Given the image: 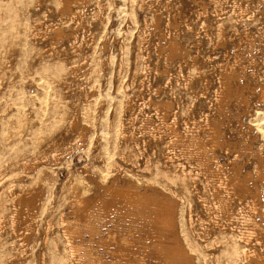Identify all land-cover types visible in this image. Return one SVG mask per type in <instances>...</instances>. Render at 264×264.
I'll return each mask as SVG.
<instances>
[{
  "label": "rangeland",
  "instance_id": "1",
  "mask_svg": "<svg viewBox=\"0 0 264 264\" xmlns=\"http://www.w3.org/2000/svg\"><path fill=\"white\" fill-rule=\"evenodd\" d=\"M219 1L90 0L86 23L77 30L70 15L61 16L59 0H0V264H43L60 240L56 229L51 246H44L41 230L23 246L10 226V185L22 191L43 184L41 217L58 223L62 214L72 215L71 183H86L84 165L92 175L103 174L100 182L105 178V137L116 146L119 119L142 108L149 112L150 99L172 100L186 112L217 116V97L227 75L236 72L234 84L244 95L224 111L232 146L228 153L219 151V157L223 163L242 164L246 173L256 172L258 157L264 158V99L259 90L264 85V0H237L240 7L234 0ZM154 10L161 14L159 28L152 25ZM233 12L242 18L231 17ZM222 23L221 35L217 26ZM51 25L66 36L56 39ZM143 32L149 40L140 49ZM73 35L83 42L81 50L74 48ZM169 40L179 44L177 55L169 53ZM76 64L83 69L73 73ZM76 118L93 126L94 133L106 130L94 151L102 158L87 150L91 140L81 148L76 134L67 133ZM53 153L64 156L56 162ZM36 163L31 170L25 167ZM62 250L58 257L64 262L68 257Z\"/></svg>",
  "mask_w": 264,
  "mask_h": 264
},
{
  "label": "bare ground",
  "instance_id": "2",
  "mask_svg": "<svg viewBox=\"0 0 264 264\" xmlns=\"http://www.w3.org/2000/svg\"><path fill=\"white\" fill-rule=\"evenodd\" d=\"M218 1L211 0L220 5ZM59 2L61 16L70 15L77 30L84 26L90 0ZM102 8L99 6L100 11ZM205 11L202 13L207 14ZM234 12L231 17L237 21V17L242 18ZM159 13L153 12L155 28L160 25ZM206 22L202 23L203 28ZM224 27L219 24L217 32L222 35ZM51 28L56 39L66 36L59 27L51 25ZM78 39L75 36L73 46L81 50L84 44ZM141 40L143 49L149 40L145 33ZM167 45L171 55L179 53L176 41ZM81 69L83 66L76 64L71 72ZM237 78L236 72L227 75L223 91L217 97L220 107L217 116L200 115L191 109L186 112L176 108L172 100L150 99L149 112L142 108L119 119L113 139L117 145L113 147L102 127L100 133H94L93 126H84L78 118L73 119L67 133L76 134L77 146L86 147L91 140L87 150L100 158L103 154L107 160L105 183L99 181L103 174L92 175L84 165L86 183L69 186L72 215L63 212L59 221L55 219L58 223L40 215L45 199L43 184L22 191L10 185L12 232L21 237L26 247L41 230L43 245L47 246L52 232L58 230L60 240L58 237L52 244L50 256L45 255L43 264H264V158L258 157L255 173H246L242 164L223 163L219 157V151L228 153L232 146L223 126L224 111L239 95H244L234 84ZM259 90L260 100L264 99V85ZM102 135L106 137L103 136L100 154L94 151L99 148ZM52 144L57 145L56 141ZM63 156L64 153H53L56 162ZM36 165L25 167L31 170ZM62 249L68 257L64 262L58 257Z\"/></svg>",
  "mask_w": 264,
  "mask_h": 264
}]
</instances>
